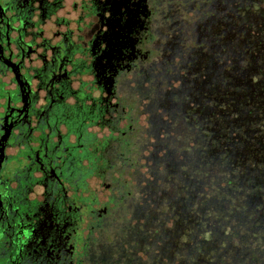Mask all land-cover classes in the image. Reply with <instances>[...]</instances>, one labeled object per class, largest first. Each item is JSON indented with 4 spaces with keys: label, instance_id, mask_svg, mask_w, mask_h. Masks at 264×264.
<instances>
[{
    "label": "rangeland",
    "instance_id": "obj_1",
    "mask_svg": "<svg viewBox=\"0 0 264 264\" xmlns=\"http://www.w3.org/2000/svg\"><path fill=\"white\" fill-rule=\"evenodd\" d=\"M148 2L149 56L120 83L131 109L106 162L141 205L101 241L136 264H264V0Z\"/></svg>",
    "mask_w": 264,
    "mask_h": 264
},
{
    "label": "flooded vegetation",
    "instance_id": "obj_2",
    "mask_svg": "<svg viewBox=\"0 0 264 264\" xmlns=\"http://www.w3.org/2000/svg\"><path fill=\"white\" fill-rule=\"evenodd\" d=\"M150 25L148 0H0V264H136L100 233L141 205L106 162Z\"/></svg>",
    "mask_w": 264,
    "mask_h": 264
},
{
    "label": "trees",
    "instance_id": "obj_3",
    "mask_svg": "<svg viewBox=\"0 0 264 264\" xmlns=\"http://www.w3.org/2000/svg\"><path fill=\"white\" fill-rule=\"evenodd\" d=\"M242 8H241V6H240V10H241ZM179 249L177 246H175L173 243H172V246H171V248H170V252H169V255H172V256H176V255H174V253L175 252H177V251H174V249ZM167 249V247H166V245L163 247V251L164 250H166ZM172 249H173V251H172ZM168 250V249H167ZM164 254V253H163ZM152 258H155V255L152 257ZM174 264H176V263H174Z\"/></svg>",
    "mask_w": 264,
    "mask_h": 264
}]
</instances>
